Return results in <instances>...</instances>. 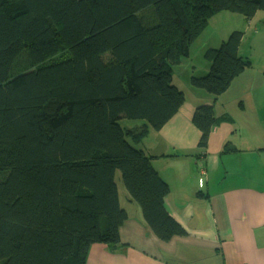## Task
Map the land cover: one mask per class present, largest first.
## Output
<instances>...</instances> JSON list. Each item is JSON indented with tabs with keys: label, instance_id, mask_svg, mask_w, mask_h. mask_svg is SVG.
Masks as SVG:
<instances>
[{
	"label": "trees",
	"instance_id": "1",
	"mask_svg": "<svg viewBox=\"0 0 264 264\" xmlns=\"http://www.w3.org/2000/svg\"><path fill=\"white\" fill-rule=\"evenodd\" d=\"M221 11L250 20L264 0H0V264H85L93 245L118 247L116 172L157 239L187 234L135 145L181 108L173 69ZM242 36L205 52L193 89L215 101L251 68ZM225 119L196 107L199 150Z\"/></svg>",
	"mask_w": 264,
	"mask_h": 264
},
{
	"label": "crops",
	"instance_id": "2",
	"mask_svg": "<svg viewBox=\"0 0 264 264\" xmlns=\"http://www.w3.org/2000/svg\"><path fill=\"white\" fill-rule=\"evenodd\" d=\"M206 61L200 71L185 72L181 84L172 77L184 94L181 108L135 145L152 157V167L168 184L165 208L187 234L160 241L143 223L138 205L122 192L127 220L119 229L120 245H93L85 264H264V133L259 127L264 120L254 99L258 77L245 70L213 101L189 83L192 75L208 73ZM201 104L212 105L215 117H226L211 131L204 151L197 147L200 134L191 122ZM126 124L135 129L141 122Z\"/></svg>",
	"mask_w": 264,
	"mask_h": 264
},
{
	"label": "rangeland",
	"instance_id": "3",
	"mask_svg": "<svg viewBox=\"0 0 264 264\" xmlns=\"http://www.w3.org/2000/svg\"><path fill=\"white\" fill-rule=\"evenodd\" d=\"M234 31H239L243 34L239 45V56L251 62V68L249 70L258 77L257 88L255 90L257 98L254 99H259L260 110L258 113L261 120H264V11H258L250 20H247L240 14L228 11H221L214 15L208 21V25L201 35L191 43L189 57L184 59L181 65L173 69L174 73L172 77L174 83L176 84V82H178L181 84L185 77V72H189L192 67H196V69L200 71L206 60L204 58L205 52L208 49L217 48L220 43ZM250 80L254 81L252 78H250ZM186 96L187 98L190 97L188 93H186ZM241 100L245 106L249 105L244 98ZM248 115L249 113H247L244 121L248 120ZM126 122L138 121L123 120L121 124L125 127L127 125ZM259 127L262 133H264V123H260ZM262 161H264V157ZM115 182L119 189L120 201L123 203L122 192L126 194V191L123 187L119 172H116Z\"/></svg>",
	"mask_w": 264,
	"mask_h": 264
}]
</instances>
